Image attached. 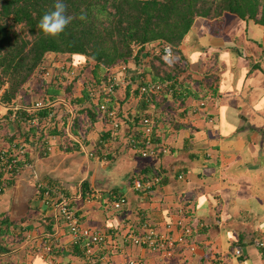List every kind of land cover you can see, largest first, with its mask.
I'll use <instances>...</instances> for the list:
<instances>
[{"label":"crops","instance_id":"0c3cea01","mask_svg":"<svg viewBox=\"0 0 264 264\" xmlns=\"http://www.w3.org/2000/svg\"><path fill=\"white\" fill-rule=\"evenodd\" d=\"M159 51L160 45L149 43L138 66H129L151 78L152 59ZM177 51L183 70L176 81L185 87L181 96L157 95L144 102L141 112L138 95L137 107L129 108L128 98L135 95L133 83L127 84L125 99L113 95L112 104L119 105L116 133L96 110L97 119L82 142L70 139L58 122L31 128L25 138L28 123L21 119L3 127L5 140L25 139L26 157L39 178L74 194L80 220L107 234L93 245L105 264H264V245L256 244L264 242V24L229 11L197 16ZM20 91L15 102H26ZM139 112L157 114L153 136L167 148L165 153L142 156L130 145ZM44 137L52 144L46 153ZM72 143L78 147L69 148ZM100 161L101 181L105 184L112 175L113 187L83 195L81 184L87 180L93 189ZM155 171L159 180L154 185L134 187V179ZM120 194L126 202L115 208L112 200ZM56 213L36 186L31 168L15 174L0 193V264H90ZM179 218L192 234L187 244L171 252L123 239L129 231L142 230L144 223L164 230L167 222ZM236 244L240 254L232 252Z\"/></svg>","mask_w":264,"mask_h":264},{"label":"trees","instance_id":"16d2710c","mask_svg":"<svg viewBox=\"0 0 264 264\" xmlns=\"http://www.w3.org/2000/svg\"><path fill=\"white\" fill-rule=\"evenodd\" d=\"M64 3L67 14L75 18L61 34L51 37L45 36L37 24L43 14L52 9L54 0H0V103L10 105L17 100L18 90L38 70L49 51L92 61L90 82H98L103 79L106 67L121 62L128 66L129 62H134L138 66L142 61L140 53L149 43L167 42L177 51L197 16L218 17L229 11L264 24V0H64ZM81 10L86 14L84 20L79 19ZM179 58V62L168 65L160 53L154 56L151 78L161 82L171 79L168 87L172 91L165 86L150 94L148 99L140 96L141 112L146 107L144 102L154 100L157 95L163 98L167 93L181 96L185 87L176 81V75L183 70L180 54ZM155 59L158 62L154 63ZM74 88V80L69 83L59 81L50 84L47 91L38 93L41 97L48 92L71 96L72 100L76 98L81 105L77 113L86 110L90 121L96 120L95 106L99 99L89 98L86 90L72 97ZM133 91L138 95L136 87ZM11 110L8 108L7 112ZM147 113L134 118L137 123L133 135L138 140L139 153L144 148L140 140V118ZM27 127L25 138L29 129L35 128ZM153 135L156 146L160 147ZM68 146L73 148L78 144ZM81 190L83 195L96 192L87 180L82 182Z\"/></svg>","mask_w":264,"mask_h":264},{"label":"built area","instance_id":"2783aa9c","mask_svg":"<svg viewBox=\"0 0 264 264\" xmlns=\"http://www.w3.org/2000/svg\"><path fill=\"white\" fill-rule=\"evenodd\" d=\"M159 52L165 64L173 65L180 60L177 51L167 42L160 44ZM48 61V64L45 66L41 65L44 68L40 66L42 69L39 67L37 70L38 73L36 74L37 71L34 73L38 79V86H35L34 88L36 90L35 98L29 99L23 103H11L10 105L0 103V193L3 192L11 178H13V176L21 169L26 167L31 168L36 186L42 190L45 201L54 204L57 216L68 229L71 242L79 245L84 250L86 254L85 257L90 264H105L102 257H96L94 254L93 245L102 243L107 234L101 229L93 228L84 224L80 220L79 213L73 204L75 200L74 194H68L63 191L59 185H52L39 178L36 170L32 167L31 162L26 157L27 142L25 139L13 138L10 141H6L3 134V127L9 121L21 119V121H24L26 124L28 123V126L38 128L40 126L47 127L49 125L56 126L60 124L58 126L64 127L63 132L70 139L82 142L81 139L84 138L85 132L81 131L80 120H82V123L89 125H91V121L88 114L85 112L82 114L77 113V102L70 98L50 93H46L43 97L37 95V90H42L44 86L48 85L52 80L58 79L63 83L72 82V78H69V76L71 75L73 77L76 69L75 67L77 66L73 62L68 63L67 61H62L60 63L51 59ZM127 68L128 65L121 62L114 66L106 67L103 79L98 82H90L89 84L79 82L85 87L89 98L96 100L99 99L95 108L109 119L113 130H118L119 127L118 120L116 119V109L111 105L113 102V95L118 87L134 83L139 97L144 96L145 99H148L150 94L159 92L165 86L168 87L171 82V79L161 82L153 80L150 77H143L139 72H135L132 75H126L124 72ZM135 76H138L139 78L138 80H135L136 82H133V77ZM76 91L77 90L73 93L74 96H78ZM168 91H172V88L168 87ZM78 92H81V90ZM200 103L202 104V102ZM8 108L12 109L9 113L7 112ZM60 109L61 111H59ZM63 117L65 119L58 120ZM87 121L88 123H86ZM156 123L157 114L155 113L149 112L140 118V140L144 143V148L140 151L142 156H157L160 154V151L163 153L167 151V148L164 145H161L160 147L156 146L152 139ZM74 129L78 130V134L73 133ZM46 138H43V141L46 140L45 146H43L44 153L49 151L52 145ZM137 142V138L134 135H131L129 138L130 145L136 147ZM158 180L159 173L155 171L152 176H147L143 180H140L139 178L134 179L133 185L136 189L141 187L150 188ZM87 194H97V191L94 193L88 192ZM125 202L126 196L123 194L116 196L112 200V204L115 208L121 207ZM191 234V226L184 223L182 218H179L175 222H167L164 230L158 229L155 225L144 223L142 230L136 232L129 231L126 236H123V239L127 238L132 243L145 246L151 250L171 252L184 244H187ZM256 244L262 246L264 245V242L256 241ZM188 246L190 249H194L193 244H188ZM44 249L48 250L50 249V246L46 245L44 246ZM241 251L242 248L239 244L232 247V252L234 254H240ZM132 262L133 261H130V263Z\"/></svg>","mask_w":264,"mask_h":264},{"label":"rangeland","instance_id":"374dc122","mask_svg":"<svg viewBox=\"0 0 264 264\" xmlns=\"http://www.w3.org/2000/svg\"><path fill=\"white\" fill-rule=\"evenodd\" d=\"M56 53V52H55ZM54 53V51H49V52H47L46 54H45V56H44V61H42V63H41V65L42 66H45L46 64H48V60H54V61H58V62H62V61H67L68 63H70V62H73L77 67H75L76 69H75V73H74V75H73V77L70 75L69 76V78H72L71 80L73 81L74 80V83H75V85H76V88H75V90H77V91H79V90H81V91H83V90H85V87H83L82 86V84H80L79 82H81V83H86V84H89L90 83V81H91V79H92V73H91V67H92V61H90V60H87L86 58H84V57H80L79 59L78 58H76L74 55V57L72 56V57H67V54H61V55H57V54H55ZM40 65V66H41ZM39 66V67H40ZM41 66V67H42ZM40 67V68H41ZM42 68H44V67H42ZM41 68V69H42ZM56 71V70H55ZM136 71V69L134 68V67H130V66H128V68H127V70L124 72L126 75H132L134 72ZM38 73V71L36 72V74ZM56 73V72H55ZM134 76V75H133ZM134 79H133V82H136L135 80H138V76H135V77H133ZM37 76L36 75H32L27 81H26V83L23 85V87H21L20 89H21V91H20V98H25V100L26 101H28L29 99H30V97L31 96H34L33 94H35V96H36V93H35V86H38L37 85ZM59 81L60 80H58V79H56V80H52L51 81V83H48V85H46V86H44V88L42 89V90H37L38 92H41V91H44V90H46V89H48V87H49V85L50 84H57V83H59ZM76 81V82H75ZM133 89L131 88V90L133 91L134 90V88H135V84L133 83ZM126 87V86H125ZM125 87L123 86H120V87H118L117 89H118V91L117 92H115L114 94H116V96H118V97H120V98H124L125 99V97H124V89H125ZM29 88H30V90H29ZM74 90V91H75ZM47 91V90H46ZM37 92V95L39 96V93ZM48 93V92H47ZM134 94V93H133ZM61 96V95H60ZM18 97V96H17ZM138 97H139V95H138ZM138 97H137V95H135V97L134 96H132V94H131V96H130V98H128L129 100H128V105H129V108H132V107H137V105H138ZM31 98H34V97H31ZM21 100V99H20ZM80 105V104H79ZM111 105H113L114 106V108L116 109V119L118 120V123H119V127H118V130H120L119 128H120V119L119 118H117V117H119V114H118V111H119V105L118 104H112L111 103ZM0 109H1V106H0ZM80 120V119H79ZM77 121H78V119H77ZM82 120H80V128H81V131H86V129H89L90 127H91V125H89V124H85V123H82ZM86 123H88V121L86 122ZM79 125V124H78ZM78 128V127H77ZM118 130H114V132L116 133ZM131 136H129L128 137V139L130 138ZM64 191V190H63ZM66 193H68V194H72V193H69L68 191L66 192ZM73 204H74V202H73Z\"/></svg>","mask_w":264,"mask_h":264},{"label":"clouds","instance_id":"9594fccd","mask_svg":"<svg viewBox=\"0 0 264 264\" xmlns=\"http://www.w3.org/2000/svg\"><path fill=\"white\" fill-rule=\"evenodd\" d=\"M74 18V16L67 14V5L64 0H54L52 9L43 14L37 27L45 36L56 37L65 30ZM79 19H86L83 10H81Z\"/></svg>","mask_w":264,"mask_h":264},{"label":"water","instance_id":"95a60500","mask_svg":"<svg viewBox=\"0 0 264 264\" xmlns=\"http://www.w3.org/2000/svg\"><path fill=\"white\" fill-rule=\"evenodd\" d=\"M103 164L100 161L96 167L94 176H93V189L94 190H109L113 187L115 178L110 175L107 178H109L110 180L108 182H106L105 184L101 181L102 176H104V171H103Z\"/></svg>","mask_w":264,"mask_h":264}]
</instances>
